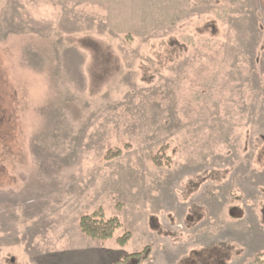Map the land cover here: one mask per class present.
<instances>
[{
	"label": "rangeland",
	"instance_id": "obj_1",
	"mask_svg": "<svg viewBox=\"0 0 264 264\" xmlns=\"http://www.w3.org/2000/svg\"><path fill=\"white\" fill-rule=\"evenodd\" d=\"M145 247L264 264V0H0V264Z\"/></svg>",
	"mask_w": 264,
	"mask_h": 264
},
{
	"label": "trees",
	"instance_id": "obj_2",
	"mask_svg": "<svg viewBox=\"0 0 264 264\" xmlns=\"http://www.w3.org/2000/svg\"><path fill=\"white\" fill-rule=\"evenodd\" d=\"M120 152L113 154L114 158L120 156ZM160 155V154H159ZM113 158V157H112ZM158 165L160 161H157ZM80 228L82 233L93 240L106 241L112 239L116 231L122 228V222L118 217L107 219L102 210L92 214L84 215L80 219ZM131 239V233L126 232L118 238V244L122 247L125 246ZM151 249L145 247L143 251L126 254L121 256L114 264H144L150 258Z\"/></svg>",
	"mask_w": 264,
	"mask_h": 264
}]
</instances>
